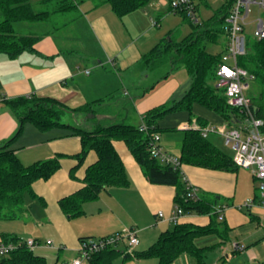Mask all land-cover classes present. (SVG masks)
<instances>
[{
    "label": "crops",
    "instance_id": "1",
    "mask_svg": "<svg viewBox=\"0 0 264 264\" xmlns=\"http://www.w3.org/2000/svg\"><path fill=\"white\" fill-rule=\"evenodd\" d=\"M74 1L77 7L72 10L55 12L48 20L32 22L33 29L18 32L40 35L33 51L25 50L13 57L0 52V143L12 138L19 128L17 117L4 102L8 98L51 97L73 108L90 102L92 113L77 114L70 121L92 130L97 125L112 123L137 126L149 109L173 98L180 99L189 89L191 76L180 66L144 94L146 88L159 79L161 71L149 72L139 61L143 54L174 31L164 28L160 14L154 19L155 13L148 14L139 8L120 16L113 10L110 0ZM156 4L164 5L162 9L170 8L168 0H159ZM49 9H54V4ZM198 117L205 124L197 120ZM194 124L227 125L218 114L200 104L194 105L192 114L186 111L169 113L159 125L175 130L161 133L163 149L179 156L183 129L185 125L192 127ZM207 138L219 148L218 142L230 147L225 145L220 134L209 133ZM114 145L127 168L129 186L104 189L99 198L84 204L83 214L69 217L61 209L59 200L84 185L86 169L96 161L97 154L91 150L79 164L74 157L81 150L78 135L66 127L42 130L26 122L11 144L20 160L30 165L61 155V166L50 178L33 182L37 197L26 196L28 211L24 217L0 220V241L3 232L21 237L29 226L28 229L39 232L27 236L39 242L34 251L38 249L36 253L45 256L41 251L53 247L57 251V264H65L79 256L82 237L99 238L134 228L139 238L134 250H144L176 223H210L207 214L184 213L177 222L172 221L175 186L150 182L126 143L117 140ZM230 155H234V150ZM181 170L184 179L196 186L201 196L216 197L217 205H228L222 218L218 215V221L228 229V238L223 241L209 234L198 241L200 245L217 244L210 252L219 250L222 256L216 258L215 255L211 264L263 263L264 206L244 205L248 198L258 194L252 170L239 167L236 171H223L190 164H182ZM40 226L43 230H39ZM42 233L47 237L45 241L38 236ZM48 240L52 244H47ZM233 242L241 243L245 249L236 250ZM122 243L125 247L123 241L119 248ZM126 260H130V264H158L155 257L132 256L124 262ZM171 264H195V258L183 253Z\"/></svg>",
    "mask_w": 264,
    "mask_h": 264
},
{
    "label": "trees",
    "instance_id": "2",
    "mask_svg": "<svg viewBox=\"0 0 264 264\" xmlns=\"http://www.w3.org/2000/svg\"><path fill=\"white\" fill-rule=\"evenodd\" d=\"M48 1L51 0H45L43 3ZM54 2V9L50 10L39 9L32 0H0V9L4 15L0 20V52L13 57L25 50L35 49V43L40 35L19 34L15 28L16 22L44 21L55 12L77 7L74 0ZM110 2L113 10L123 16L144 7L149 0H110ZM233 3L234 0H225L209 19L198 22L192 21L185 12H180L192 24V31L180 40L171 32L148 53L142 55L139 61L142 68L152 73L161 71L159 79L147 87L144 94L167 79L172 71L180 66L184 67L191 76V85L180 99H170L145 113L142 120L147 127L145 130L140 129L142 122L137 126L124 123L97 125L92 130L83 129L72 123L70 120L73 116L94 111L90 102L73 108L51 97L31 95L5 99V104L19 121V128L12 138L0 143V220L19 219L26 215L28 211L26 196L37 197L32 187L33 182L50 178L61 166V155L39 160L30 165L20 160L15 150L11 148V144L22 131L24 124L29 121L42 130L66 127L71 133L80 137L81 150L74 155L79 164L83 163L91 150L97 154L96 161L86 169L84 185L59 200V205L67 216L83 214L84 204L99 198L104 189L129 186L127 168L114 145L115 141L122 140L150 182L175 186V207H181L187 214H207L211 218L207 225L176 223L172 228L163 231L157 240L144 250L126 251L127 241L126 249L118 247L121 242L111 244L92 254L88 264H111L119 256H124V259L132 256L155 257L158 259V264H171L183 253H190L195 258V264H205L207 254L217 244L200 245L198 241L209 234L217 235L223 241L228 238V229L223 222L218 221L219 214L215 211L218 199L203 197L201 194L198 199L189 198L188 182L184 179L182 170L153 155L151 147L155 133L175 130V128L160 127L159 121L164 116L178 111L192 114L195 104L214 111L227 125L236 126L243 121V112L228 104L224 90L217 85L219 65L228 42L224 21ZM195 8L198 11L199 5L196 4ZM222 39L224 40L221 52L212 53L208 50L209 43H218ZM238 63L254 76L252 81L254 91L250 94L252 106L256 116L264 119V37L248 36V52L238 58ZM164 67L165 71H163ZM197 120L205 124L201 117ZM178 157L181 164L213 170L236 171L239 168L233 156L204 137L199 128L194 127L183 129ZM91 238L94 237H82L81 242ZM1 241L17 243L19 246L10 253L1 255L0 264H47V258L28 247L22 237L3 232Z\"/></svg>",
    "mask_w": 264,
    "mask_h": 264
},
{
    "label": "built area",
    "instance_id": "3",
    "mask_svg": "<svg viewBox=\"0 0 264 264\" xmlns=\"http://www.w3.org/2000/svg\"><path fill=\"white\" fill-rule=\"evenodd\" d=\"M195 1L169 0V4L173 12H185L192 21L198 22ZM252 4H257L260 9H264V0H234L231 10L225 17L224 26L227 31L228 42L219 65L217 80V85L224 90L228 104L233 108L240 109L244 114V119L236 126H227L226 124L192 125L194 128H199L204 137H208L209 133L220 134L225 145L234 150V162L239 167L252 170L257 182L258 194L255 198H248L245 201L244 205L247 207L255 204L264 206V119L256 116L249 94L254 76L238 63V58L248 52L246 21L251 13ZM153 21L154 24L157 23L156 20ZM253 36L256 38L264 37V18L257 19ZM189 126L185 125V128ZM140 129H147L144 122L141 123ZM160 141L161 134L155 133L152 139V154L158 156L163 162L181 169L182 164L179 157L165 151ZM187 194L189 198L198 199L199 189L188 183ZM227 207L226 204L215 206V211L220 218H222ZM183 214L184 211L181 207H174L171 216L172 221L177 222ZM160 216H163L162 212ZM123 240L128 243L127 251L132 252L139 243L137 231L134 228H128L112 235L82 241L79 256L65 264H84V262H88L92 254L111 244H119ZM24 242L32 249L39 244L33 238H26ZM47 244H52V241L48 240ZM18 246L17 243L0 241V256L10 253ZM233 247L239 251L245 249V246L239 242H233Z\"/></svg>",
    "mask_w": 264,
    "mask_h": 264
},
{
    "label": "rangeland",
    "instance_id": "4",
    "mask_svg": "<svg viewBox=\"0 0 264 264\" xmlns=\"http://www.w3.org/2000/svg\"><path fill=\"white\" fill-rule=\"evenodd\" d=\"M32 1L34 3H37L39 0H32ZM156 1L159 2V0H150L146 4V6H144L143 8L140 9V11L146 10L148 14H151L152 12L155 13L154 19H156L155 17L157 16V14H160V16H161L160 21H162V22L164 21L163 22L164 28L165 29H170V28L173 29L174 30L173 31L174 36L176 38H178L179 40L184 38L185 36H187L192 31V29H193L192 24L189 22V20L187 18H185L183 16V14H181L180 12L170 11V8H168V10L162 9L164 7V5L160 4L161 6H163V7H161L158 4H156ZM224 1L225 0H196L195 1L196 4L199 5V10L197 11L198 20L203 21V20L209 19L214 14L215 10L219 9L223 5ZM168 3H169V0H168ZM37 4H38L39 9H46V8H50L53 5V1L51 0V1H48L47 3H44V4L38 2ZM158 7H160V9H158ZM3 18H4V15L2 13V10L0 9V20H2ZM258 18H264V9H260V7L257 4H252L251 5V13H250V15L246 21L247 22L246 32L248 35H251L254 32ZM30 23H32V22H26V21L16 22L15 23L16 31L25 33L27 30L33 29V26H31V25H33L34 23H32V24H30ZM223 40L224 39H222L221 42H218V43H209L208 47H207L208 50L212 53L221 52ZM183 69L184 68L182 67V70ZM253 91H254V88L252 86V89H250L249 94H252ZM218 145H220L221 148L224 149L225 151H227L229 154H233V150L230 147L222 146V144L220 142H218ZM8 223H10V222H8ZM28 227L29 226L25 227V228H27V230H23L24 234L22 233L23 236H21L23 239L28 238L27 237V236H29L28 234L31 235V234H35L36 232L39 233L38 231L35 232L33 230L28 229ZM29 228H31V227H29ZM39 230H43V227L40 226ZM38 236H39V238H42V240H44V241L47 239V237L43 233H42V235H38ZM121 242H123V241H121ZM124 242L126 243V240ZM53 246H56V245L53 244ZM123 248L124 247H123V243H122L121 249H123ZM125 249H126V247H125ZM37 251H38V249L35 250V252H37ZM41 252H42V254H45V256L47 258V264H57V251L53 247H49V249H43V251H41ZM215 255H216V258H219L220 256H222V253H220L219 250L209 252L207 254L205 264H211L213 257H215ZM128 259H131V257ZM123 262H124V256H119L118 258H116V260L112 264H122ZM123 264H130V260H126Z\"/></svg>",
    "mask_w": 264,
    "mask_h": 264
}]
</instances>
